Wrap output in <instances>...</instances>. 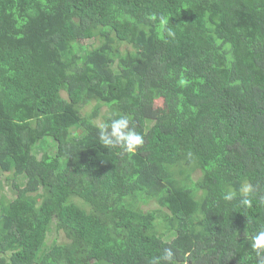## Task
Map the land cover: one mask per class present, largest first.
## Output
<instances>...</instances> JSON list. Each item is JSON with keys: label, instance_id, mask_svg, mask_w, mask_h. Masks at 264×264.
Instances as JSON below:
<instances>
[{"label": "trees", "instance_id": "16d2710c", "mask_svg": "<svg viewBox=\"0 0 264 264\" xmlns=\"http://www.w3.org/2000/svg\"><path fill=\"white\" fill-rule=\"evenodd\" d=\"M3 182L0 264H264V0H0Z\"/></svg>", "mask_w": 264, "mask_h": 264}, {"label": "clouds", "instance_id": "9594fccd", "mask_svg": "<svg viewBox=\"0 0 264 264\" xmlns=\"http://www.w3.org/2000/svg\"><path fill=\"white\" fill-rule=\"evenodd\" d=\"M160 27L168 32L169 36H174L171 30L167 29V19L160 18ZM98 139L101 145L107 149L119 148L125 153H135L141 146L144 145L145 139L142 134L136 131L135 127L131 126V121L127 116H118L113 114L108 122L97 125ZM253 187L250 184H245L241 188L240 203L243 206L251 207ZM235 193L229 191L223 199L226 201L233 200ZM260 203L264 204V197L260 198ZM250 247L253 251L260 254L264 252V230H259L252 237ZM175 253L171 248H164L162 254L154 257L150 264H174Z\"/></svg>", "mask_w": 264, "mask_h": 264}, {"label": "rangeland", "instance_id": "374dc122", "mask_svg": "<svg viewBox=\"0 0 264 264\" xmlns=\"http://www.w3.org/2000/svg\"><path fill=\"white\" fill-rule=\"evenodd\" d=\"M92 108H93V106L87 107V108H86V111H91ZM155 108H156V112H157V114H158V113H162V112L164 111V108H165L164 102H162V101H158V102L156 103V107H155ZM104 112H106V111L104 110ZM100 120H101V119H100ZM100 120H99V121H100ZM51 149H54L53 145L51 146ZM2 181H3V180H2ZM1 195H5V196H7L10 200H12V199H14V198L16 197V195H15V193H14V191H13V188H12L11 184L8 183V182H3V187L0 186V196H1ZM149 208H150V209H154V210H158V211H159V214H160L163 218H166V214H168L167 211H164V210L160 209V208H159L157 205H155V204H152ZM168 215H169V214H168ZM55 239H56V237H55V233H54L53 231H51L50 234H49V241L51 242V244L54 243V240H55Z\"/></svg>", "mask_w": 264, "mask_h": 264}]
</instances>
